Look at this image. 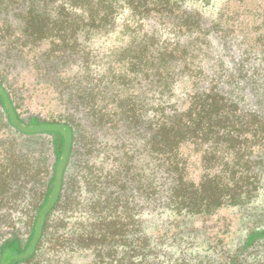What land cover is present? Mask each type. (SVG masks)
Here are the masks:
<instances>
[{
  "label": "trees",
  "instance_id": "trees-1",
  "mask_svg": "<svg viewBox=\"0 0 264 264\" xmlns=\"http://www.w3.org/2000/svg\"><path fill=\"white\" fill-rule=\"evenodd\" d=\"M10 10L29 32V92L67 109L24 119L0 79L5 126L53 136L43 239L70 204L59 236L92 264H264V0H0L3 27ZM9 234L0 264L37 243Z\"/></svg>",
  "mask_w": 264,
  "mask_h": 264
},
{
  "label": "rangeland",
  "instance_id": "rangeland-1",
  "mask_svg": "<svg viewBox=\"0 0 264 264\" xmlns=\"http://www.w3.org/2000/svg\"><path fill=\"white\" fill-rule=\"evenodd\" d=\"M9 13L6 16L11 23L9 28L3 27L0 22V79L16 94L18 103H22L19 109L22 118L27 119L31 115L50 119L67 118L66 107L58 105L54 100V103L47 100L44 90L29 92V82L35 77V72L29 71V32L25 29L24 19L12 15L11 10ZM43 47L47 48L48 44L45 43ZM36 98L40 99L37 105L32 103L37 102ZM52 140L53 136L45 134L37 137L29 136V139L24 140L7 128L0 118V230L13 232V235L9 234L7 238H17L20 251H25L29 247L31 235L33 232L35 234L34 240L37 239L35 248L22 253L14 264H68L65 260L68 256L59 257L55 253L63 240L65 244H68L65 252L68 251V255H74L72 258L74 264H92L90 262L94 258L92 251L85 250L79 256V252L70 250L74 248L71 238L62 239L59 236L64 224V221H60V216L74 211L70 204L61 205L56 209L52 226L54 233L49 239H43L45 230L43 219L53 209V200L44 208L42 206L39 208L50 177L49 165L54 161ZM78 157L81 158L79 153ZM68 161L67 174L71 176L70 182L67 178L69 182L67 194L73 200H76L75 197L79 195V199L83 202L79 193L83 186L81 168L73 165L71 155ZM60 173L61 170L57 176L54 200L61 187ZM83 209L90 211L88 204ZM37 213L41 218L36 230L33 231L34 215ZM74 215H76L75 211ZM76 226L74 225L73 229Z\"/></svg>",
  "mask_w": 264,
  "mask_h": 264
}]
</instances>
